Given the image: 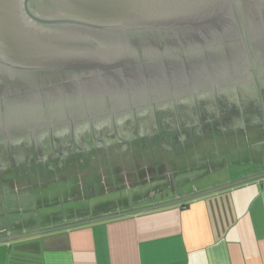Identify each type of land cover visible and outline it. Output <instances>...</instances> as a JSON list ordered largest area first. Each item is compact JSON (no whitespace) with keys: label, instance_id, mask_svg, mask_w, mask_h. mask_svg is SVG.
Here are the masks:
<instances>
[{"label":"water","instance_id":"water-1","mask_svg":"<svg viewBox=\"0 0 264 264\" xmlns=\"http://www.w3.org/2000/svg\"><path fill=\"white\" fill-rule=\"evenodd\" d=\"M262 80L264 0H0L3 146L96 135Z\"/></svg>","mask_w":264,"mask_h":264},{"label":"crops","instance_id":"crops-1","mask_svg":"<svg viewBox=\"0 0 264 264\" xmlns=\"http://www.w3.org/2000/svg\"><path fill=\"white\" fill-rule=\"evenodd\" d=\"M263 141L0 180V264H264Z\"/></svg>","mask_w":264,"mask_h":264},{"label":"flooded vegetation","instance_id":"flooded-vegetation-1","mask_svg":"<svg viewBox=\"0 0 264 264\" xmlns=\"http://www.w3.org/2000/svg\"><path fill=\"white\" fill-rule=\"evenodd\" d=\"M263 127L264 80L197 102L182 103L155 116L126 120L115 128L104 126L96 135L85 130L87 136L81 138L68 133L58 138L45 137L36 143L23 141L15 148L0 145V178L43 172L56 175L72 166L68 162L90 167L94 163L107 164L102 171L109 173L115 160L173 157L177 161L186 158L188 147L205 140L214 144L238 141L250 131L264 132ZM179 151L182 157L177 155ZM163 176L172 177L169 173Z\"/></svg>","mask_w":264,"mask_h":264},{"label":"rangeland","instance_id":"rangeland-1","mask_svg":"<svg viewBox=\"0 0 264 264\" xmlns=\"http://www.w3.org/2000/svg\"><path fill=\"white\" fill-rule=\"evenodd\" d=\"M206 142V140L205 141H203V143H205ZM177 155H180V157H182V155H181V151H179L178 152V154ZM70 165L72 164V166H69V167H67V170H69V169H71L72 171H75V167L77 168V169H79V170H81V168H83V169H86L87 168V166H85V165H81V164H79V163H77V166L74 164V163H69ZM55 168H57V166L55 167ZM64 169V168H63ZM229 171H231L232 173L233 172H235V170H233V168H227ZM66 170V171H67ZM78 170V171H79ZM72 171H69V172H72ZM63 171H59V173H62ZM80 172V171H79ZM193 184H195V183H193ZM192 183H190L187 187H185V189H194V185H193ZM169 193H171L172 192V189H170L169 191H168Z\"/></svg>","mask_w":264,"mask_h":264},{"label":"built area","instance_id":"built-area-1","mask_svg":"<svg viewBox=\"0 0 264 264\" xmlns=\"http://www.w3.org/2000/svg\"><path fill=\"white\" fill-rule=\"evenodd\" d=\"M263 183H264V180H263Z\"/></svg>","mask_w":264,"mask_h":264}]
</instances>
